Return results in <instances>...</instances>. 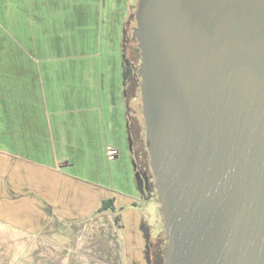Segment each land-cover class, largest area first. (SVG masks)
Returning a JSON list of instances; mask_svg holds the SVG:
<instances>
[{"label":"water","instance_id":"water-1","mask_svg":"<svg viewBox=\"0 0 264 264\" xmlns=\"http://www.w3.org/2000/svg\"><path fill=\"white\" fill-rule=\"evenodd\" d=\"M164 264H264V0H137Z\"/></svg>","mask_w":264,"mask_h":264},{"label":"crops","instance_id":"crops-1","mask_svg":"<svg viewBox=\"0 0 264 264\" xmlns=\"http://www.w3.org/2000/svg\"><path fill=\"white\" fill-rule=\"evenodd\" d=\"M24 1L0 0V264H125L113 209L56 212L46 191L49 175L66 179L70 194L78 188L92 194L94 203L110 200L104 197L113 192L107 147L118 152L127 142L134 151L127 78L116 85L96 53L104 38L111 52V40L122 29L116 49L125 64L127 2ZM11 160L23 166L10 167ZM138 186L142 190L140 180ZM138 186L128 194L138 197ZM154 198L148 191L147 200Z\"/></svg>","mask_w":264,"mask_h":264},{"label":"rangeland","instance_id":"rangeland-1","mask_svg":"<svg viewBox=\"0 0 264 264\" xmlns=\"http://www.w3.org/2000/svg\"><path fill=\"white\" fill-rule=\"evenodd\" d=\"M22 1L25 2L24 0ZM26 1L27 3H29L28 0ZM126 2L128 5V15L126 23L124 25V63L128 61L133 66L134 72L140 63L139 59L136 57L138 56L135 52L136 44L131 38L133 28L135 27L134 12L136 9L137 0H126ZM38 3L39 0H34L33 2H31V5L38 6ZM118 31L119 28L117 29V33ZM122 32L123 31L121 29L120 33L122 34ZM120 33L117 34L115 39L112 38L111 40V52L106 50L110 43H106L105 38L102 39L101 42L100 40L98 41V48H96V53L103 57V62L100 65L103 68L109 66L111 80H115L116 85L118 81L121 83L122 80L125 81V79L129 76L128 68L125 67V64L122 65V55L120 54L121 52L117 51L116 49H120L121 46V39L119 37ZM118 39H120V42H118ZM115 51H117V53ZM108 52H110V54ZM119 71L120 73H118ZM139 84V78H135L134 76L132 82L130 80V77L127 78L124 85L126 92L125 99L127 103V112L131 123V130L136 136L135 143L133 144V149L136 150V152H139V150H141V140H144ZM118 88H120V86H118ZM120 91H117L116 95V99L118 101H121L123 97V91H121V95L119 94ZM119 115L120 113L118 112L116 118H118ZM140 126L141 135L139 136L138 130ZM139 138H141V140ZM121 143H123L121 144L122 148H120L118 152L116 150L113 158H109L107 152L108 148H113V146L107 147V157L112 160V162L106 164L105 167H108V170L111 173L109 183L113 192H107L104 197H110V200H112V198L115 199V201L113 200L112 203V209L115 211V214L118 217L120 232L124 239L123 253L125 264H153V262H151V258H153L154 260V256H156L160 252L161 248L163 247L162 245V247L160 248V241L164 237L162 231L163 224L159 212L157 195H154L155 193L153 192V195L155 197L154 200H151L152 202H150L149 199L147 200L148 190L146 189V185L143 181L141 159L136 157L134 151L128 147L127 142ZM110 145H112V143H110ZM101 146V143L96 145V147ZM93 148L95 150L94 154H96L97 151L94 146H92L90 149L92 150ZM34 153H36V151ZM115 157L116 159L113 160ZM1 160L2 159H0V161ZM72 161H74V158L72 159ZM1 164L2 163H0V166ZM9 164L10 167L12 166L16 168L23 166V164L19 165L18 162L12 160L9 161ZM2 166H5V164H3ZM29 179L31 180V185H34L37 190V185L39 183L37 175L32 173L29 176ZM139 180L143 182L142 190L138 186ZM67 184L68 181L66 179L58 178V180L54 181L53 177L47 175V201L51 206H56V208L54 209L56 212H59V209L60 212H63L64 210L71 212L72 209H75L76 211L78 210L79 215H81L83 212L88 214L91 213L92 210H94V207L97 205L101 207L103 202L98 204L95 201L94 203V200L92 198L94 196H92V194L90 193H86L85 195V192H81L77 188V192L72 191L70 194V191L67 189ZM137 186L138 189H140V192L138 194V197L135 198L128 193L131 190L132 192L136 191ZM78 191L79 194H77ZM94 199L96 200L95 197ZM62 201L64 202V204L61 206ZM83 202L85 204H83ZM69 204L72 205L69 206ZM161 243L163 242L161 241Z\"/></svg>","mask_w":264,"mask_h":264},{"label":"flooded vegetation","instance_id":"flooded-vegetation-1","mask_svg":"<svg viewBox=\"0 0 264 264\" xmlns=\"http://www.w3.org/2000/svg\"><path fill=\"white\" fill-rule=\"evenodd\" d=\"M131 38L136 44L135 52L138 55L136 57L139 59V62H140V52H139V50L137 48L136 40L132 37V34H131ZM125 67L128 68V70H129V76L127 78L130 77L131 82H132V79L134 78V76H135V78H139V80H140V77L137 74V70H138L139 65H138L137 69H135L134 72H133V66L128 61L125 62ZM139 92H140V84H139ZM142 120H143V118H142ZM143 135H144V140H141V138H139L141 140V150H139V152L138 151L136 152V150H134V153H135L136 157L141 159L142 172H143L142 176H143V181H144V183L146 185V189L148 191H151L152 193L154 192L155 193L154 195H157L156 191L154 189V179H153L152 171H151V168H150V165H149V155H148V151H147V141L145 139V132H144V121H143ZM140 183L143 184V182H141V180H140ZM162 231H163V234H164L163 228H162ZM161 241L163 243H161ZM161 241H160V245L159 246L161 248L162 245H163V247L161 248L160 252L156 256H154V260H153V258H151V262H153V264H164L163 252H164V249H165L166 244H167L165 234H164V237H163V239Z\"/></svg>","mask_w":264,"mask_h":264},{"label":"trees","instance_id":"trees-1","mask_svg":"<svg viewBox=\"0 0 264 264\" xmlns=\"http://www.w3.org/2000/svg\"><path fill=\"white\" fill-rule=\"evenodd\" d=\"M112 203H113V200L104 201L101 207L99 208V212L105 211L107 209H112V206H113Z\"/></svg>","mask_w":264,"mask_h":264},{"label":"built area","instance_id":"built-area-1","mask_svg":"<svg viewBox=\"0 0 264 264\" xmlns=\"http://www.w3.org/2000/svg\"><path fill=\"white\" fill-rule=\"evenodd\" d=\"M108 156L109 158H113V156L115 155L116 151L113 150L112 148H108Z\"/></svg>","mask_w":264,"mask_h":264}]
</instances>
